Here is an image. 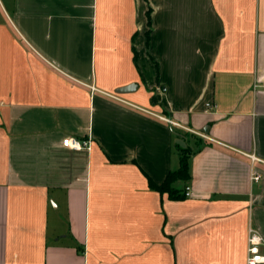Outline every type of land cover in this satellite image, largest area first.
I'll list each match as a JSON object with an SVG mask.
<instances>
[{
  "label": "crops",
  "instance_id": "crops-1",
  "mask_svg": "<svg viewBox=\"0 0 264 264\" xmlns=\"http://www.w3.org/2000/svg\"><path fill=\"white\" fill-rule=\"evenodd\" d=\"M250 227L264 0H0V264H246Z\"/></svg>",
  "mask_w": 264,
  "mask_h": 264
},
{
  "label": "built area",
  "instance_id": "built-area-1",
  "mask_svg": "<svg viewBox=\"0 0 264 264\" xmlns=\"http://www.w3.org/2000/svg\"><path fill=\"white\" fill-rule=\"evenodd\" d=\"M255 87L259 85L255 84ZM173 125L179 126L180 124L169 120ZM203 135V134H202ZM63 145L76 151L90 150L91 149V139H80L76 136H67L63 139ZM262 178V174L258 170H254L251 173V181L259 182ZM186 197L191 196V188L189 186L185 189ZM264 238L260 232L254 228H249L248 234V250L246 256V264H264Z\"/></svg>",
  "mask_w": 264,
  "mask_h": 264
},
{
  "label": "trees",
  "instance_id": "trees-1",
  "mask_svg": "<svg viewBox=\"0 0 264 264\" xmlns=\"http://www.w3.org/2000/svg\"><path fill=\"white\" fill-rule=\"evenodd\" d=\"M179 147L183 151V156H182V159H181V167H180V169L178 171H176V172L170 173L167 176L165 182L162 185L152 184L155 187H158L159 189L169 190L171 193L173 191L172 188H171V184H172V182L175 179H177L178 177H183V176L186 177V178L190 177V174H189V171H188V155H189L190 148L189 147H182L180 145H179ZM183 197L186 198L185 193L183 194Z\"/></svg>",
  "mask_w": 264,
  "mask_h": 264
},
{
  "label": "water",
  "instance_id": "water-1",
  "mask_svg": "<svg viewBox=\"0 0 264 264\" xmlns=\"http://www.w3.org/2000/svg\"><path fill=\"white\" fill-rule=\"evenodd\" d=\"M136 88H137V84L132 83V84H129L127 86H123V87L118 88L116 90V93H120V94L128 93V92H131V91L135 90ZM176 142H177V144H179L182 147H186L187 146L185 140L182 137H179L176 140Z\"/></svg>",
  "mask_w": 264,
  "mask_h": 264
},
{
  "label": "rangeland",
  "instance_id": "rangeland-1",
  "mask_svg": "<svg viewBox=\"0 0 264 264\" xmlns=\"http://www.w3.org/2000/svg\"><path fill=\"white\" fill-rule=\"evenodd\" d=\"M189 138L194 143L195 147L200 146L203 140V137H201L200 135H191Z\"/></svg>",
  "mask_w": 264,
  "mask_h": 264
}]
</instances>
